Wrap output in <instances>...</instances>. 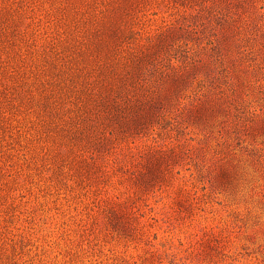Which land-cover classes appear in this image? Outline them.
Here are the masks:
<instances>
[{
  "label": "rangeland",
  "instance_id": "1",
  "mask_svg": "<svg viewBox=\"0 0 264 264\" xmlns=\"http://www.w3.org/2000/svg\"><path fill=\"white\" fill-rule=\"evenodd\" d=\"M105 1L0 0V264H264V0H145L143 35L196 23L214 117L93 155L66 76ZM152 146L179 154L139 192Z\"/></svg>",
  "mask_w": 264,
  "mask_h": 264
},
{
  "label": "trees",
  "instance_id": "2",
  "mask_svg": "<svg viewBox=\"0 0 264 264\" xmlns=\"http://www.w3.org/2000/svg\"><path fill=\"white\" fill-rule=\"evenodd\" d=\"M144 2L106 0L100 15L90 16L82 39L83 57L66 76L67 97L74 104L72 130L84 135L82 146L93 155L117 142L173 126L189 127L196 121L208 125L214 117V105L204 99L202 74L211 70L210 63L204 56L190 55L200 49L188 37L198 32L196 23H172L143 35L135 18L144 11ZM174 2L194 9L199 5L200 10L208 6L205 0ZM206 43L213 45L214 39ZM203 106L209 114H201ZM178 154L175 147H149L144 153L145 171L131 177L137 191L166 180L169 160ZM165 161L167 166L161 167Z\"/></svg>",
  "mask_w": 264,
  "mask_h": 264
}]
</instances>
